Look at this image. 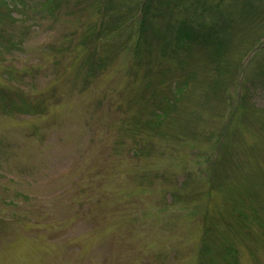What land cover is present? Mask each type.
Masks as SVG:
<instances>
[{
	"label": "rangeland",
	"instance_id": "obj_1",
	"mask_svg": "<svg viewBox=\"0 0 264 264\" xmlns=\"http://www.w3.org/2000/svg\"><path fill=\"white\" fill-rule=\"evenodd\" d=\"M0 0V264H264V0Z\"/></svg>",
	"mask_w": 264,
	"mask_h": 264
},
{
	"label": "trees",
	"instance_id": "obj_2",
	"mask_svg": "<svg viewBox=\"0 0 264 264\" xmlns=\"http://www.w3.org/2000/svg\"><path fill=\"white\" fill-rule=\"evenodd\" d=\"M140 6H141V11L143 10V13L145 15H147L151 11V2L148 0H144L143 2H141Z\"/></svg>",
	"mask_w": 264,
	"mask_h": 264
}]
</instances>
